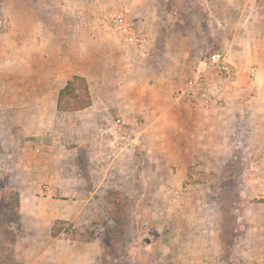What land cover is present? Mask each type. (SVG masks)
Returning <instances> with one entry per match:
<instances>
[{
  "label": "rangeland",
  "instance_id": "rangeland-1",
  "mask_svg": "<svg viewBox=\"0 0 264 264\" xmlns=\"http://www.w3.org/2000/svg\"><path fill=\"white\" fill-rule=\"evenodd\" d=\"M76 2L88 18L79 35L87 41L86 50L99 58L78 62L84 74L73 75L83 81L75 83L79 96L62 102L69 110L50 111L47 103L45 109L29 105L20 110L29 123L19 121L24 132L19 154L16 161L5 159L4 166L50 170L55 188L45 187L43 174L41 188H18L11 175L15 181L24 175L0 169V264H28L17 257L30 239L21 236L30 235L24 229L33 216L43 218L47 207L56 216L53 236L61 231L69 240L99 245L98 255L94 251L88 259L84 249L77 264H264V110L255 111L240 127L217 123V134L209 138L195 132L198 115L172 99L211 53L226 55L243 4L253 11L243 15L258 24L250 34L264 36V0ZM30 3L0 0V20L5 22L0 24V85L46 84L43 73L63 63L58 58L33 63L34 76L24 63L13 65L12 37L18 29L28 31ZM21 7L25 13L15 18ZM115 9H125L133 26L147 34L146 53L122 46L107 27V15ZM52 17L51 25L59 31L60 14ZM91 37L102 43H92ZM50 42L51 48L60 47ZM66 46L71 54L81 49ZM245 75L240 89L254 86L250 95L256 106L264 107V69ZM84 86L94 105L71 109L86 100ZM11 95L19 103L47 102L39 92ZM124 131L130 133L128 141L119 138ZM36 195L51 197L50 206L35 205ZM22 205L28 216L21 221Z\"/></svg>",
  "mask_w": 264,
  "mask_h": 264
},
{
  "label": "crops",
  "instance_id": "crops-1",
  "mask_svg": "<svg viewBox=\"0 0 264 264\" xmlns=\"http://www.w3.org/2000/svg\"><path fill=\"white\" fill-rule=\"evenodd\" d=\"M29 1L32 6L28 4V10L26 11L29 25L28 31H22L17 28L16 34L12 37L13 48L11 51V60L13 65L20 62L24 63L27 69L32 70L31 72L30 70L28 71V75L34 76L35 67L33 63L42 62L43 64H49L55 58H58L57 60L59 61H63V63L58 66V68H54L48 72L46 70L43 73V77L48 80L46 84L42 83L33 87L28 85H19L16 87L0 85V169H5L9 172L13 171L15 176L16 174L18 176V173L24 175L23 178L18 181L13 180L11 175V182L18 188H41V174H43L45 180H47L45 181V187L55 188V180L50 170H45L44 172V169H41L39 172L34 173L31 171L32 167L29 165L25 166L24 171L18 170L16 168L17 165L14 163L12 166L5 163L7 166H4L5 159L12 157V159L16 161V157L19 154L18 150L21 147V140H23L21 135L24 132H21L22 130L18 125L21 121L22 123H29L23 113L21 114L20 110L25 109V107L27 108L29 105H31V107L37 106L38 108L45 109V104L47 103L50 111L59 112L60 110L57 108L59 90L65 85L71 75L79 73L84 74L83 68L78 65V62L98 59L99 55L97 52L87 51V41L84 37L79 35V30L84 29L85 24L88 23L86 21L88 18L84 16L85 10L76 0H62L57 4L52 0H42L43 3H40L41 0H28V2ZM34 1H39V4L43 5L37 6L36 3L33 4ZM240 8L242 19L237 24L238 31L234 32V36L231 38L230 44L226 49L227 58L233 65V69L236 73L234 85L237 89L228 97L226 104L222 108H213L209 111L191 108V115L195 117L198 115L199 118V120L197 119L196 121V123L199 124L196 125L197 129L195 132H197V134L200 132L209 138L210 135L217 134V132H215V125H217V123L229 126L231 123H234L236 127H240L249 120V117L252 116L255 111L261 109L262 112L264 110V107L261 106V108L256 106L255 97L250 95V91L256 89L254 86L247 89H240V85H242L241 83H243V79L246 77L245 74L251 73V67L255 69L256 73L264 69V47H262L264 46V36L260 38L250 34V31L254 28L257 29L258 26L254 18L251 20L248 19L251 13H253L251 6L243 4ZM41 12H43V15H39ZM56 12L60 14V21L62 22H60L59 31H55L53 29L55 26L51 25L52 15ZM21 13H25L22 7L19 10H15V18L16 15L18 17L21 16ZM249 13L250 15H243ZM70 16H73V18H69ZM85 29H88V27ZM67 30H71V33ZM90 30L94 34L95 28H90ZM51 39L55 40L60 47L55 46L51 48L50 46H52L53 43L50 42ZM91 40L92 43H102H98L96 38L93 39L91 37ZM71 41H73V43ZM69 44L79 45L81 47L80 51L77 54H71V52L65 49V46ZM56 49H58V52ZM103 58L106 59L108 57L104 55ZM261 60L263 61L262 65L259 62ZM70 61L77 63L73 65ZM108 65V68H110L111 64ZM3 69L4 74H7L6 68ZM125 70L128 71L129 68ZM13 73L17 75L20 74L18 71ZM93 79L95 78L93 77ZM251 83L255 84L256 81ZM95 84L100 85L99 81H95ZM18 90L26 93L39 92L45 94V96H47V102H36L34 99L25 100L21 103L14 101L11 93L17 92ZM247 98H249V100H247ZM93 105L94 102L92 101L87 107H92ZM259 151L260 150H256L257 153ZM256 152H253V154L255 155ZM32 174L36 175V177L39 176L38 180H34ZM35 199V205L38 203L47 206H50L52 200L51 197L37 195ZM58 201L64 202L66 200ZM23 206L24 205L19 207L21 221L28 216V214L26 215L24 213ZM34 212L36 214L35 209ZM41 216H43L41 219H38L37 215L33 216L28 229H24V224L22 225L25 231H32L30 235L24 233L21 236L22 239H28V236L30 238L28 241L26 240V249L22 250V246H17V251L19 249L22 250L17 252V257L22 261L28 264H70V262L77 264L78 259H81L82 254L85 252L84 249L86 250L88 259L94 251L96 252L95 254L98 255V244L94 245L92 242L81 243L76 240H69L61 236V231L57 236H53L51 233L52 221L56 216L53 218V212H51L48 207L44 213H41ZM46 222L47 226H45ZM18 241L17 243L20 244V241Z\"/></svg>",
  "mask_w": 264,
  "mask_h": 264
},
{
  "label": "built area",
  "instance_id": "built-area-1",
  "mask_svg": "<svg viewBox=\"0 0 264 264\" xmlns=\"http://www.w3.org/2000/svg\"><path fill=\"white\" fill-rule=\"evenodd\" d=\"M4 20H0V24ZM109 29L117 34L118 42L128 48H134L146 53L149 46L147 34L133 26L129 21L125 9L112 10L106 19ZM255 69L251 68V75ZM235 70L221 52L211 53L203 66L188 75L173 93V103L180 107L197 108L209 111L222 108L228 97L234 92ZM120 139L128 141L129 131H124Z\"/></svg>",
  "mask_w": 264,
  "mask_h": 264
},
{
  "label": "trees",
  "instance_id": "trees-1",
  "mask_svg": "<svg viewBox=\"0 0 264 264\" xmlns=\"http://www.w3.org/2000/svg\"><path fill=\"white\" fill-rule=\"evenodd\" d=\"M76 81H83V79L77 75L71 76L65 83V85L59 90L58 100H57V108L59 110H69V107L63 106L62 102L66 101L68 97H78L79 95L76 94L75 90V83ZM84 94L86 100L80 103L78 106L72 107L71 109L77 110L87 107L90 104L88 90L87 87L84 86Z\"/></svg>",
  "mask_w": 264,
  "mask_h": 264
}]
</instances>
